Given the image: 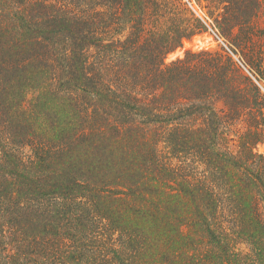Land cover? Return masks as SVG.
<instances>
[{
	"label": "trees",
	"instance_id": "obj_1",
	"mask_svg": "<svg viewBox=\"0 0 264 264\" xmlns=\"http://www.w3.org/2000/svg\"><path fill=\"white\" fill-rule=\"evenodd\" d=\"M195 1L0 0V264H264V96L164 62L260 83L264 0Z\"/></svg>",
	"mask_w": 264,
	"mask_h": 264
},
{
	"label": "rangeland",
	"instance_id": "obj_2",
	"mask_svg": "<svg viewBox=\"0 0 264 264\" xmlns=\"http://www.w3.org/2000/svg\"><path fill=\"white\" fill-rule=\"evenodd\" d=\"M169 4H174L177 3L179 5L180 3V7L181 10L183 9V7L189 9V7L184 3L183 0H168ZM195 8L198 11V15L195 14L192 10V12L197 16V17H202L206 20V13L208 12V7L207 4L202 3L201 5L198 4L195 0ZM153 9V7H152ZM190 10V9H189ZM183 11V10H182ZM179 12V15H169V19H166V17H163L161 20L158 21L157 17H155V12L152 10V12H150L149 16H148V20L150 19L148 26L149 28H152V26H156L157 28H159V30H166L168 29L172 23L174 22H178L179 20L185 19L186 18V12ZM165 12V9H160L159 14L162 15V13ZM165 16V15H164ZM168 16V15H166ZM171 16V17H170ZM208 18V17H207ZM211 21L213 22V20L211 19ZM210 21V22H211ZM209 22V23H210ZM154 23V24H153ZM158 23V25H157ZM185 23V22H184ZM212 29L210 26L208 28V31L202 35H198L196 37H194L192 40L190 41H184L183 46L179 49H177L175 52L169 54L166 56L164 62L165 64H171L177 60L183 59L187 52L191 51L192 53H199L201 51H211V52H216L219 51L220 49H224L230 56V58L232 59V61L235 63V65L237 66V68L240 70V72L248 77L257 87L260 88V91L262 93V95L264 96V80H260L259 81L256 79V73L253 71H258L259 66L257 65V60L256 59H252V61L254 62V65L252 66H248L245 62V60L243 59L244 55H242V53L238 50L235 49L234 47H232L228 42H226V40L224 38H222L216 31H213L215 33H217L222 41L224 42V44L226 45V47H224L217 39L216 37L213 35L212 31L210 30ZM228 49V50H227ZM248 51V49H247ZM256 57V56H255ZM256 76V77H255ZM34 98L33 94H29L27 97V100L25 101V107L28 108L30 106V103L32 101V99ZM219 108L222 109V105H219ZM233 130L237 131L238 129H242V126L239 125L238 123H234L232 125V127H230ZM256 151L259 154H263L264 155V144L259 145L256 149ZM28 154V150L25 151Z\"/></svg>",
	"mask_w": 264,
	"mask_h": 264
},
{
	"label": "built area",
	"instance_id": "obj_3",
	"mask_svg": "<svg viewBox=\"0 0 264 264\" xmlns=\"http://www.w3.org/2000/svg\"><path fill=\"white\" fill-rule=\"evenodd\" d=\"M184 3L189 7L190 10H192L195 14L198 15V11L195 8V2L194 0H183ZM199 18H201L203 20V18L200 16ZM213 33V35L216 37V39L224 46L226 47V45L224 44V42L222 41L221 37L215 33L212 29H210ZM228 50V49H227Z\"/></svg>",
	"mask_w": 264,
	"mask_h": 264
}]
</instances>
